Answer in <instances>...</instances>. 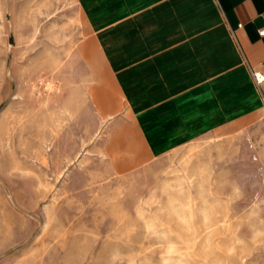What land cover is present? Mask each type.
<instances>
[{
  "label": "rangeland",
  "instance_id": "obj_1",
  "mask_svg": "<svg viewBox=\"0 0 264 264\" xmlns=\"http://www.w3.org/2000/svg\"><path fill=\"white\" fill-rule=\"evenodd\" d=\"M110 5L0 0V264H264V109L154 154Z\"/></svg>",
  "mask_w": 264,
  "mask_h": 264
},
{
  "label": "crops",
  "instance_id": "obj_2",
  "mask_svg": "<svg viewBox=\"0 0 264 264\" xmlns=\"http://www.w3.org/2000/svg\"><path fill=\"white\" fill-rule=\"evenodd\" d=\"M108 2L115 18L146 20L147 40L137 49H145L147 69L138 75L133 97L147 117L142 130L154 154L264 109V83L253 78V70L264 72V0ZM192 8L208 12L214 24L198 26L186 42L179 23ZM171 17L176 25L170 26Z\"/></svg>",
  "mask_w": 264,
  "mask_h": 264
},
{
  "label": "built area",
  "instance_id": "obj_3",
  "mask_svg": "<svg viewBox=\"0 0 264 264\" xmlns=\"http://www.w3.org/2000/svg\"><path fill=\"white\" fill-rule=\"evenodd\" d=\"M260 34L264 36V29L260 30ZM253 78L257 85L264 83V72L260 70H253Z\"/></svg>",
  "mask_w": 264,
  "mask_h": 264
}]
</instances>
